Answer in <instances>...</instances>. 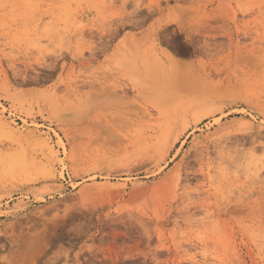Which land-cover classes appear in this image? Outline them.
<instances>
[{
  "label": "rangeland",
  "instance_id": "374dc122",
  "mask_svg": "<svg viewBox=\"0 0 264 264\" xmlns=\"http://www.w3.org/2000/svg\"><path fill=\"white\" fill-rule=\"evenodd\" d=\"M0 125V264H264V0H0Z\"/></svg>",
  "mask_w": 264,
  "mask_h": 264
},
{
  "label": "bare ground",
  "instance_id": "6f19581e",
  "mask_svg": "<svg viewBox=\"0 0 264 264\" xmlns=\"http://www.w3.org/2000/svg\"><path fill=\"white\" fill-rule=\"evenodd\" d=\"M0 126H1V125H0ZM2 128H3V127H2ZM3 129H4V128H3ZM9 132H11V131H9ZM9 132H8V133H9ZM9 136H10V135H9Z\"/></svg>",
  "mask_w": 264,
  "mask_h": 264
}]
</instances>
